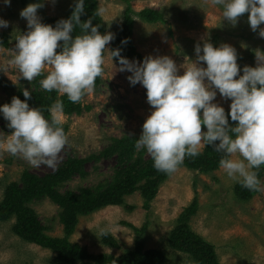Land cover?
<instances>
[{"label":"rangeland","instance_id":"1","mask_svg":"<svg viewBox=\"0 0 264 264\" xmlns=\"http://www.w3.org/2000/svg\"><path fill=\"white\" fill-rule=\"evenodd\" d=\"M38 2L44 5L37 10L41 22L63 17L73 6V0L24 3L11 0L10 6H5L0 0V18L9 22V26L0 29V33L6 35L10 42L9 49L0 48V106L7 103L13 92L17 93L21 89L32 92L35 85L40 86V80L47 75L48 70L45 69L42 75L30 82L21 78L16 66L9 63L16 37L28 31L26 20L19 13L27 5ZM97 3L98 9H103L100 16L106 32L113 33L114 37L120 31L128 6L134 12L153 9L163 13L164 22L157 23H147L133 17L132 39L141 59L133 57L129 58L130 61L140 63L148 56H167L177 65V74L183 75L185 67L196 59L194 47L197 44L201 48L205 42H210L214 47L222 44L233 46L241 68L245 65L255 67V50L264 52V38L259 37V28L256 32L251 30L248 13L240 16L233 27L222 19L221 8L211 5L208 0H97ZM259 27L264 28V24ZM107 49L111 51L110 46ZM104 57V72L99 83L81 101L82 114H58L59 126L63 128L68 142L58 155L55 169L45 165L31 167L20 156L11 155L0 146V203L6 188L13 183H20L26 171L45 176L57 171L69 158L85 159L102 153L113 143V139L139 138L144 121L154 110L147 103L146 89L139 83L130 85L127 77L131 73L116 70L120 65L114 57L111 61L107 51ZM201 66L206 67L203 62ZM213 102L225 111L229 110L231 103L230 100L222 99L218 92ZM86 107H90L89 110ZM7 123L0 114V145L12 131ZM204 147L201 145L199 152ZM149 158L146 152L144 159ZM117 166L116 158L87 163L84 166L85 177H72L60 186V191L78 193L83 189L107 185L113 179ZM261 182L264 187V174ZM238 184L227 177L221 168L204 175L179 166L161 185L150 204V210L144 208L145 200L138 191L126 196L122 205L104 207L80 216L71 234L65 233L59 220L61 209L50 199L35 201L31 206L48 236L66 238L89 254L121 257L136 246L133 227L145 228L142 236L144 251L155 250L164 254L165 261L160 264H198L188 254L169 246L171 233L180 225V216L196 201L197 210L187 224L192 232L213 246L219 264H264V190L258 191L248 200H242L235 194ZM14 225V220L0 222V264L53 263L56 253L25 242L15 233ZM106 236L115 239L118 248L106 244Z\"/></svg>","mask_w":264,"mask_h":264},{"label":"clouds","instance_id":"2","mask_svg":"<svg viewBox=\"0 0 264 264\" xmlns=\"http://www.w3.org/2000/svg\"><path fill=\"white\" fill-rule=\"evenodd\" d=\"M208 2L219 6L222 19L233 27L240 16L248 13L251 30L259 28L258 35L264 38V28L259 27L264 24V0ZM3 4L10 6L11 0H3ZM73 5L71 16L58 20L55 27L41 23L37 15L43 2L29 4L20 11L28 31L16 37L9 63L16 66L21 78L31 82L47 69L40 87L78 103L93 92L96 78L103 75L107 51L111 61L113 57L118 60L120 67L116 70L131 73L127 77L130 85L139 83L146 89L147 103L154 110L144 121L135 147L146 150L157 171L172 174L186 156H198L201 145L212 146L223 154L219 166L227 177L250 191L264 190L257 172L264 165V52L255 50V67L241 68L233 46L214 47L205 42L201 48L197 44L195 61L185 67L183 75H178L177 65L167 56H148L137 63L121 56L119 48L109 51L106 45L115 39L114 34H101L100 25L93 26L92 17L81 22L85 0H73ZM102 13L103 9H97V16ZM8 26L9 22L0 18V29ZM77 27L80 34L73 36ZM217 92L222 99L231 101L227 115L222 106L213 102ZM22 94L24 101L13 96L10 104L0 106V114L12 130L0 146L31 167L55 169L58 155L68 142L59 126L63 103L57 101L48 109L52 116L48 120L40 108L29 107V90L22 89ZM229 117L235 126H230Z\"/></svg>","mask_w":264,"mask_h":264},{"label":"trees","instance_id":"3","mask_svg":"<svg viewBox=\"0 0 264 264\" xmlns=\"http://www.w3.org/2000/svg\"><path fill=\"white\" fill-rule=\"evenodd\" d=\"M24 2L39 0H21ZM74 6V5H73ZM73 6L69 12L60 18L44 20L41 23L49 24L55 27L60 19H68L73 11ZM98 9L97 0H85V13L81 15V22L93 18V26L99 24L98 31L101 34L106 33V28L102 17L96 15ZM147 23L164 22L163 13L144 9L140 12H134L128 6L123 15V23L120 31L112 40L110 49H121V56L141 59L134 45L132 35L134 28V18ZM80 29L77 27L72 33L73 36L79 35ZM127 42L122 44L121 41ZM62 43V42H60ZM0 48L9 49L10 42L6 35L0 33ZM60 49H57L59 52ZM105 54V53H104ZM116 61L117 58L114 57ZM100 81L96 78L95 85ZM12 87V86H11ZM14 88V87H12ZM35 85V89L30 92L31 99L27 101L30 108H40L45 119L51 120L52 116L48 109L57 101H62V113L67 116L81 115L83 106L82 99L78 103H72L66 95H58L57 92H47ZM13 96L22 101L25 97L22 89ZM11 98L6 104L11 103ZM90 107H86L89 110ZM229 110H226L227 115ZM236 122L231 121L230 126H235ZM202 129L204 127L202 126ZM138 137H123L113 139V143L102 153L92 155L85 159L69 158L66 163L57 171L45 175L37 176L26 171L23 173L20 183H13L6 188L3 201L0 203V222L15 221L14 231L22 240L27 243L35 244L41 248L50 249L56 253V257L51 264H160L165 261V256L159 251H144V241L142 239L145 228H134L136 232V246L134 250L125 255L116 258L112 255L89 254L78 244H73L68 239L53 238L46 234V228L40 221L37 212L32 208L35 201L48 198L61 209L59 220L64 231L71 234L75 231L80 216L89 215L99 209L108 206H119L124 202L126 196L132 195L138 191L141 192L145 203L144 208L150 210L151 202L156 198L161 185L169 178L171 174H165L157 171L153 167V160L144 159L146 150L142 148L137 150L135 140ZM222 153H218L212 146H205L204 150L198 156H186L180 166H184L192 171H197L204 175L214 172L220 168L219 160ZM116 158L118 166L113 179L107 185H100L96 188H87L82 191L66 192L60 191V186L76 175L85 177L84 166L90 162H96L100 159ZM258 178L262 180L264 174V165L257 170ZM258 191H250L239 183L235 187V194L242 200H248L257 194ZM197 202L194 201L190 208H186L180 216V225L170 235V248L188 254L198 264H219L218 258L214 252L213 246L203 240L202 237L192 232L187 222L197 210ZM128 226L132 227L128 224ZM105 243L118 248V243L111 236L105 237Z\"/></svg>","mask_w":264,"mask_h":264}]
</instances>
